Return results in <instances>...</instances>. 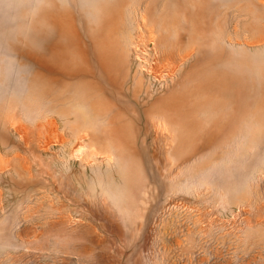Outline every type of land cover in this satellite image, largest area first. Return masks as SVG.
I'll list each match as a JSON object with an SVG mask.
<instances>
[{"label": "rangeland", "instance_id": "obj_1", "mask_svg": "<svg viewBox=\"0 0 264 264\" xmlns=\"http://www.w3.org/2000/svg\"><path fill=\"white\" fill-rule=\"evenodd\" d=\"M0 264H264V0H0Z\"/></svg>", "mask_w": 264, "mask_h": 264}]
</instances>
